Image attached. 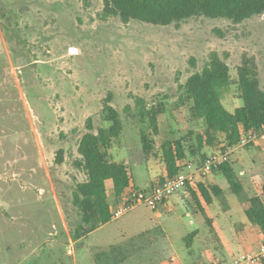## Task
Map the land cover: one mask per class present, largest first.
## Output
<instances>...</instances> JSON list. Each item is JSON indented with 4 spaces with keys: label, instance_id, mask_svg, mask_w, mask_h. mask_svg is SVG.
<instances>
[{
    "label": "rangeland",
    "instance_id": "1",
    "mask_svg": "<svg viewBox=\"0 0 264 264\" xmlns=\"http://www.w3.org/2000/svg\"><path fill=\"white\" fill-rule=\"evenodd\" d=\"M103 9L104 0H0V264L6 250L16 252L13 264L22 256V264L162 263L161 245H150L154 234L137 237L129 228L136 212L86 240L74 238L81 224L74 193L85 181L75 165L78 146L88 125L95 134L109 126L102 119L106 104L123 122L110 159L127 164L140 191L162 172V142L183 140L186 161L194 164L228 152L242 185L234 195L215 172L230 201L226 195L218 198L212 215L236 203L240 220L251 198L264 200V140L228 149L218 135L214 147L200 148L197 138L205 122L180 105L181 88L214 58L230 68L233 84L222 94L229 112L243 106L235 84L239 67L247 64L264 91V15L242 23L197 17L162 27L124 24L118 17L105 18ZM160 104L167 111L155 136L138 113ZM143 133L154 143L155 156L148 158L153 170L143 153ZM186 191L176 193V206L154 222L172 243L174 252L164 258L169 264H186L184 250L197 237L186 238L197 230L206 234L209 227L203 206L188 201ZM137 211L152 216L145 207ZM98 239L106 243L96 245ZM204 239L210 248L218 247L210 235Z\"/></svg>",
    "mask_w": 264,
    "mask_h": 264
},
{
    "label": "trees",
    "instance_id": "2",
    "mask_svg": "<svg viewBox=\"0 0 264 264\" xmlns=\"http://www.w3.org/2000/svg\"><path fill=\"white\" fill-rule=\"evenodd\" d=\"M261 15H264V0H104L103 9L105 18L118 17L124 24L134 20L162 27L197 17L242 23ZM237 74L235 84L243 106L233 113L229 112L222 102L224 90L233 84L230 68L217 58L201 73L193 75L181 88L180 105L187 107L193 118L205 122V132L197 138L200 148L214 147L218 142V135H223L227 148L233 149L238 145L242 132L260 134L264 129V91L260 87L258 77L247 64L239 67ZM166 111V107L160 104L151 109H141L138 117L142 124L147 125L153 134L158 136L159 119ZM102 119L109 126L100 128L95 134L94 128L88 125L89 132L84 135L78 146L79 158L75 165L84 174L85 181L77 185L74 193V204L81 215V224L74 234L76 241L113 220L108 185L109 189L113 190L115 202H118L131 186L132 176L128 167L124 163L111 160L109 156L112 141L117 139L123 130L120 114L106 104ZM141 143L146 159L155 156L153 140L145 133L142 134ZM161 154L165 178L177 176L180 171L178 162L187 158L184 141L162 142ZM61 161L62 159L58 160V163ZM215 172L226 179L232 194L239 195L242 192V185L232 164L227 162ZM186 190V199L197 205H200V199L210 204L213 197L222 196V191L217 186L207 188L203 183L189 185ZM260 191L264 196V183ZM245 214L248 221L264 234V201L260 196H255L247 202ZM195 236L196 232L190 234L186 240L190 242Z\"/></svg>",
    "mask_w": 264,
    "mask_h": 264
},
{
    "label": "crops",
    "instance_id": "3",
    "mask_svg": "<svg viewBox=\"0 0 264 264\" xmlns=\"http://www.w3.org/2000/svg\"><path fill=\"white\" fill-rule=\"evenodd\" d=\"M239 101L241 100L239 99ZM146 162H148L151 165L150 168L152 170L155 169L153 166L152 160L148 159L146 160ZM124 164L127 166L126 163ZM130 175L132 176L130 188L133 187V188L142 190L137 185L136 181L133 179V175L131 172H130ZM158 177H161L162 179L165 178L164 162H162V172L154 175L153 179H151V181L147 183L144 190H147V191L151 190L153 186L155 185V183L157 182V180H159ZM203 184L207 188L210 187L207 185L217 186L222 191V196L226 195V199L230 201L229 198L227 197L226 190L220 186L219 178L215 175V172L212 175H210ZM108 194L110 196V201H111V195H113V190L110 189ZM172 198L173 196L169 200H167L166 203L163 206H161L159 210H157L156 212L151 211L152 216H150L147 213L137 211L138 209L144 208V206L136 207L133 211H131V213L136 212L135 214H133V219H131V221L128 220L130 222L129 228L136 230L137 237H141V236L143 237L144 235L151 234V233L154 234V238L151 240L150 245L151 247H153L154 245L160 244L166 258L165 256L163 257L166 260L170 257L171 252L172 253L174 252V250L171 248L172 243L169 239V235L167 231L165 229L158 228V226H155L154 222L157 221L160 223V221L164 217V212L168 211L169 208L172 207V205H175L176 203H178ZM217 199L218 198L213 197L210 204H206L202 199H200V204L203 206L200 209V211L207 218V223L209 227L208 229H206L207 230L206 234H203V232L200 233V230H197L196 233H199V235L196 234L197 238L194 242V245L189 246L188 248H185L184 250L185 258H187L186 264H221L224 262V261H221L219 263L220 260H225L224 264H227L231 259L235 258L238 255L247 254V253H257L260 250L261 245L264 242V234L258 227L253 226L248 221L245 213L242 212L243 216L242 218H240V220H238V216L239 214H241V212H238L240 208L239 207L236 208L237 206L236 203H232V204L230 203L229 208L221 211L220 213L217 212L216 214L212 215L214 207L215 206L217 207L218 205ZM182 200L181 202H183ZM120 203H121V199L118 202H115V204L111 202V206L112 208H114V207H117ZM208 209L210 213H207ZM116 220H112L109 224L99 228L97 231L83 238V240H86L89 237L95 235L96 233L103 231ZM56 234L58 233L56 232ZM204 235L205 236L210 235L211 238L213 237L214 239H216L217 240L216 243L218 244L217 245L218 247L210 248L208 243L204 239L205 237ZM105 243L106 242L102 243L100 239H98L95 244L98 245V244H105ZM12 248H9V249H12ZM138 250L141 251V249H138ZM4 253L5 255H4L3 263L13 264L11 263V259H13L14 254L16 252H13L11 250H6ZM164 258L161 264H169L167 261H165ZM40 260H43V257L40 258ZM25 261H26L25 258L22 256V257H18V260L16 261V263L22 264Z\"/></svg>",
    "mask_w": 264,
    "mask_h": 264
},
{
    "label": "built area",
    "instance_id": "4",
    "mask_svg": "<svg viewBox=\"0 0 264 264\" xmlns=\"http://www.w3.org/2000/svg\"><path fill=\"white\" fill-rule=\"evenodd\" d=\"M264 140V133L242 132L241 138L233 149L244 147L249 144H257ZM228 152L212 154L200 164H194L186 160L179 161V173L173 178H164L155 183L149 191H140L136 188H128L121 196V203L111 208L112 219L122 218L136 207L144 206L150 211L156 212L167 200L180 191H185L189 185L204 183L221 165L229 162ZM72 250L68 251L72 255ZM227 264H264V242L257 253H247L236 256Z\"/></svg>",
    "mask_w": 264,
    "mask_h": 264
}]
</instances>
